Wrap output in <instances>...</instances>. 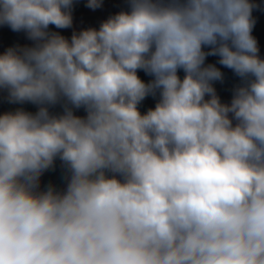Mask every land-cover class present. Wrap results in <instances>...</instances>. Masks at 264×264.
<instances>
[{"label":"clouds","instance_id":"clouds-1","mask_svg":"<svg viewBox=\"0 0 264 264\" xmlns=\"http://www.w3.org/2000/svg\"><path fill=\"white\" fill-rule=\"evenodd\" d=\"M73 2L0 0V25L34 42L0 54V90L38 106L0 115V264H264L254 5L128 0L98 29L49 31L72 26ZM209 55L241 78L230 103ZM57 157L66 190H38Z\"/></svg>","mask_w":264,"mask_h":264},{"label":"rangeland","instance_id":"rangeland-1","mask_svg":"<svg viewBox=\"0 0 264 264\" xmlns=\"http://www.w3.org/2000/svg\"><path fill=\"white\" fill-rule=\"evenodd\" d=\"M254 5L252 10V18L255 23L252 29V36L256 39L259 48V56L264 59V0H250ZM129 5L128 0H103L102 6L96 9L89 8L87 6V0H75L73 2V7L71 9L72 15V26L69 28L59 29L54 25H49V31L58 32L66 38H71L73 32H79L82 29L87 28H99L100 23L110 16L120 12L128 11ZM3 26V25H1ZM0 38H4L0 36ZM8 38V37H7ZM10 46L7 49L15 46H32L33 41L28 39L24 31L16 32L13 31L11 36L8 38ZM210 49L206 46L204 51H209ZM0 54H2L0 52ZM219 57L209 55L206 57L205 65L214 64L223 73V79L221 81H214L213 87L216 90L222 103H230L233 95V90L236 86L241 83V78L235 75V73L218 63ZM137 75L145 83H148L153 79L152 76L146 74L143 70H138ZM178 75L181 79L184 76L183 70H178ZM208 97L206 96V99ZM159 96L153 97L151 95L147 96L139 105V111L144 114L148 109L154 108ZM31 113H35L38 110V106L30 102L23 104L19 103H9L7 99V92L5 90H0V115L6 112H13L18 107ZM49 111L52 114H62L63 107L61 104L55 106H50ZM74 114L77 116H86V112L83 108L74 109ZM231 115V114H230ZM235 123V121H233ZM112 174L109 173V176ZM119 178V177H117ZM68 183V173L63 162L57 157L54 160V164L51 168L44 171L39 178V189L44 191L49 185L53 186L57 191L62 192L66 190Z\"/></svg>","mask_w":264,"mask_h":264},{"label":"flooded vegetation","instance_id":"flooded-vegetation-1","mask_svg":"<svg viewBox=\"0 0 264 264\" xmlns=\"http://www.w3.org/2000/svg\"><path fill=\"white\" fill-rule=\"evenodd\" d=\"M75 1V0H74ZM13 30L7 25H0V36L4 38H0V52L3 54L7 50V46H10L8 38L11 36ZM8 37V38H7Z\"/></svg>","mask_w":264,"mask_h":264},{"label":"trees","instance_id":"trees-1","mask_svg":"<svg viewBox=\"0 0 264 264\" xmlns=\"http://www.w3.org/2000/svg\"><path fill=\"white\" fill-rule=\"evenodd\" d=\"M18 108H21L20 106Z\"/></svg>","mask_w":264,"mask_h":264}]
</instances>
